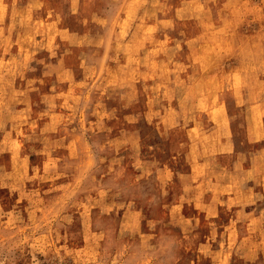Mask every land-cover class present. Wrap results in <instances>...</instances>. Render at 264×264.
<instances>
[{"label":"rangeland","instance_id":"1","mask_svg":"<svg viewBox=\"0 0 264 264\" xmlns=\"http://www.w3.org/2000/svg\"><path fill=\"white\" fill-rule=\"evenodd\" d=\"M0 264H264V0H0Z\"/></svg>","mask_w":264,"mask_h":264}]
</instances>
